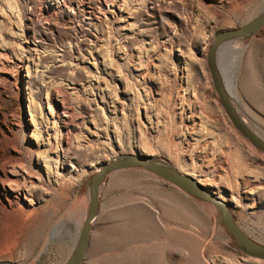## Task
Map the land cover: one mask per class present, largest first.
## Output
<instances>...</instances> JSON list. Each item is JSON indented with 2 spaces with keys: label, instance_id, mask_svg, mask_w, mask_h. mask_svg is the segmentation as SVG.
Wrapping results in <instances>:
<instances>
[{
  "label": "rangeland",
  "instance_id": "374dc122",
  "mask_svg": "<svg viewBox=\"0 0 264 264\" xmlns=\"http://www.w3.org/2000/svg\"><path fill=\"white\" fill-rule=\"evenodd\" d=\"M263 10L264 0H0V180L10 194L27 189L35 210L22 218L0 193V261L65 264L92 174L120 155L198 179L264 245V153L226 115L206 61L216 33ZM227 46L216 61L233 77L230 98L264 138V25ZM81 264L264 260L242 252L216 207L131 168L101 183Z\"/></svg>",
  "mask_w": 264,
  "mask_h": 264
},
{
  "label": "water",
  "instance_id": "95a60500",
  "mask_svg": "<svg viewBox=\"0 0 264 264\" xmlns=\"http://www.w3.org/2000/svg\"><path fill=\"white\" fill-rule=\"evenodd\" d=\"M264 25V10L244 26L235 29L222 30L215 34L208 47L206 61L212 79L213 87L218 95L221 106L236 130L247 139L255 148L264 153V141L256 136L242 122L236 108L230 99L228 84L222 78L217 65V54L220 47L239 37H247L258 31ZM143 168L164 181L180 188L187 194L216 207L221 212V223L225 230L239 244L243 253L264 260V245L252 240L236 223L229 203L211 193L204 185L193 177L178 169L156 161L148 155H120L106 162L92 174L89 188V208L80 227L76 243L70 259L65 264H81L85 258L92 222L99 212L100 185L112 171L119 169ZM0 264H19L12 261H0Z\"/></svg>",
  "mask_w": 264,
  "mask_h": 264
},
{
  "label": "bare ground",
  "instance_id": "6f19581e",
  "mask_svg": "<svg viewBox=\"0 0 264 264\" xmlns=\"http://www.w3.org/2000/svg\"><path fill=\"white\" fill-rule=\"evenodd\" d=\"M230 42L231 41H229V42H226V43H224L220 48H227L228 46V44H230ZM227 46V47H226ZM229 47H231V46H229ZM228 49V48H227ZM230 49H233V50H236V48L235 47H232V48H230ZM220 50V49H219ZM222 50V49H221ZM225 50V49H224ZM223 51V50H222ZM219 68V67H218ZM230 71V70H229ZM220 73H221V71H220ZM227 74V73H226ZM230 74V73H229ZM221 76H222V78L227 82V84H228V89L231 91V89H232V86H233V77H231L232 75H230V77H228L227 75V77H228V80L229 81H227L226 79H227V77L223 74V72L221 73ZM230 96H231V92H230ZM231 99V98H230ZM231 102H232V100H231ZM232 104H233V102H232ZM237 111V110H236ZM238 112V111H237ZM238 114H239V112H238ZM239 116H241V115H239ZM242 117V118H241ZM240 118H241V120H242V122L244 123V125L246 126V127H248V129H250L256 136H258L260 139H262L263 141H264V138L261 136V135H259V134H257L256 132H254L253 131V129L251 128V126L249 125V123L246 121V119L243 117V116H241ZM15 163V162H14ZM3 164V163H2ZM10 164V163H9ZM3 166V165H2ZM7 166V165H6ZM2 169V172L6 175V171H5V167L3 168H1ZM7 169V168H6ZM9 169V168H8ZM11 169H13V168H11ZM10 170V169H9ZM179 171H181L182 173H184V174H186L184 171H182L181 169L179 170ZM186 175H188V174H186ZM189 176H191V175H189ZM192 177V176H191ZM194 178V177H193ZM194 179H196V178H194ZM6 181V180H5ZM196 181H198L199 183H201L202 185H204L201 181H199L198 179H196ZM16 186H18V185H16ZM6 187V186H5ZM5 187H4V180L3 179H1L0 180V193H2L3 194V196H4V198H5V200H6V205H7V207L9 208V210L10 211H12V212H14V213H19L20 215H21V217L22 218H27V217H29L30 215H32L33 213H34V209H33V207L31 208L29 205L30 204H32L31 202H32V198L30 197V193L27 191V189H23V190H21V188L20 189H13L15 192V194H10V193H8L7 192V190L5 189ZM19 187V186H18ZM206 187V186H205ZM207 188V187H206ZM208 189V188H207ZM209 191H210V189H208ZM211 192V191H210ZM212 193V192H211ZM214 194V193H213ZM215 195V194H214ZM216 196V195H215ZM217 197L218 198H220V199H222L223 201L225 200V198L224 197H222V196H220L219 194H217ZM5 205V204H4ZM7 209V208H6ZM8 210V209H7ZM35 214V213H34ZM237 223V222H236ZM243 231V230H242ZM245 233V232H244ZM246 234V233H245Z\"/></svg>",
  "mask_w": 264,
  "mask_h": 264
}]
</instances>
